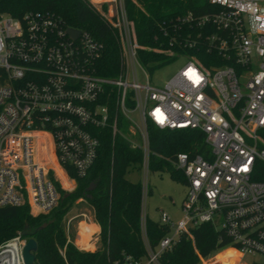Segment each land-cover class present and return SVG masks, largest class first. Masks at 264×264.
I'll return each instance as SVG.
<instances>
[{"label": "built area", "instance_id": "1", "mask_svg": "<svg viewBox=\"0 0 264 264\" xmlns=\"http://www.w3.org/2000/svg\"><path fill=\"white\" fill-rule=\"evenodd\" d=\"M86 1L99 14L108 9V16H101L116 32L122 55L117 78L97 74L102 45L59 16L27 12L18 19L0 14V208L27 204L40 215L54 210L57 172L65 186L75 181L68 168L76 177H86L99 148L95 130L108 129L112 137L120 133V113L139 141L131 144L123 135L142 151L145 172L147 122L160 130L198 131L209 147L208 158L178 153L170 161L187 188L181 218L172 221L160 212L156 222L168 233L151 246L141 210L145 257L136 262L124 256V264H161L163 253L183 235L193 241L191 231L203 224L230 240L225 251L230 249L239 261L259 256L264 262V0H208L210 13L186 14L183 22L212 27L208 51L231 65L208 69L189 59L162 87L151 86L146 76L145 83L138 80L140 47L124 0ZM109 90L115 92L113 113ZM133 113L138 121L130 117ZM41 135L50 138L57 166L39 159ZM41 151L46 153V147ZM93 235L98 241L99 233Z\"/></svg>", "mask_w": 264, "mask_h": 264}, {"label": "trees", "instance_id": "2", "mask_svg": "<svg viewBox=\"0 0 264 264\" xmlns=\"http://www.w3.org/2000/svg\"><path fill=\"white\" fill-rule=\"evenodd\" d=\"M127 19L132 22L137 44V58L143 67L158 68L184 55L205 68L231 65L216 52L208 51L206 37L214 30L210 25L198 27L183 22L193 13L198 17L211 12L208 0H124ZM27 12H49L59 16L68 27L86 31L102 45L95 67L100 77L114 79L122 72V55L116 32L86 0H0V14L20 19ZM110 109L114 112L115 92L110 91ZM120 133L112 137L108 129L95 130L99 140L97 158L88 175L78 178L68 168L70 178L76 182L71 193H59L58 205L46 215L31 216L27 204L0 208V248L7 242L33 239L37 244L34 264H124V256L140 262L145 257L140 231L142 186L133 183L127 175L142 170L143 154L132 148L123 132L128 122L117 113ZM148 170L162 172L167 169L175 180L185 184L183 175L171 164L178 153L198 154L208 158L209 147L204 135L195 130H160L147 122ZM122 132V133H121ZM264 139V131L261 133ZM254 179H262L255 177ZM78 199L93 209L94 222L99 227V248L95 252H82L66 242L64 217ZM146 236L155 246L168 229L156 221L146 219ZM193 241L186 235L170 251L163 253L161 264H200V261L218 253L230 256L226 250L230 240L210 224L191 231ZM59 251H63L64 257ZM219 263L221 261L217 259ZM250 264H264L252 262Z\"/></svg>", "mask_w": 264, "mask_h": 264}, {"label": "rangeland", "instance_id": "3", "mask_svg": "<svg viewBox=\"0 0 264 264\" xmlns=\"http://www.w3.org/2000/svg\"><path fill=\"white\" fill-rule=\"evenodd\" d=\"M100 15L108 16V9L102 8L99 10ZM189 59L184 55L176 56L170 63L158 67V68H148V67H135L138 80L141 83H145L147 77V82L151 86L162 87L170 78H172L187 62ZM128 69L130 76L132 74L133 66L128 64ZM130 117L134 121H138L136 114H131ZM122 133V132H121ZM131 144L139 143L138 139L135 136H132L131 133L126 131L122 133ZM37 143L38 157L42 162L50 163L46 164L57 166L56 160L53 157L52 145L50 138L48 136L41 135ZM46 147V153L41 151V148ZM60 178V182L57 184L59 187H62L64 193H71L75 187L76 182L73 181L68 183V186H65L63 183L62 173L57 172ZM56 176V177H57ZM58 178V177H57ZM58 178V179H59ZM127 178L133 183H140L142 186V206L141 210L145 213L146 218L152 221H158L160 212H164L172 219V221H177L181 218L180 208L182 202L185 198L187 188L181 180H175L170 176V172L165 169L162 172L147 170L146 172L143 169L140 172H130L127 175ZM31 216H38L35 212L29 210ZM48 219H51L52 214L46 215ZM64 235L66 242L74 245L76 249L82 252H95L99 248L98 242L94 241V238H97V235H93L94 227L86 226L83 229V223L86 222L88 225H91L94 222L93 218V209L89 204L82 200H76L71 207L67 210L64 217ZM97 226V224L95 223ZM90 234V237L93 238L91 244L93 248L87 247L88 250L79 249V236ZM93 236V237H92ZM91 239H86V245L90 242ZM16 241V242H15ZM27 239H13L5 243L0 248V253L6 249H11L15 252V263L18 264L21 258L22 248L25 245ZM82 246V243H81ZM218 253L212 254L210 257L200 261V264H249L251 261L261 262L262 258L259 256L255 257H244L239 261L236 258L235 254L230 256L218 257ZM219 259L221 263L218 262Z\"/></svg>", "mask_w": 264, "mask_h": 264}, {"label": "water", "instance_id": "4", "mask_svg": "<svg viewBox=\"0 0 264 264\" xmlns=\"http://www.w3.org/2000/svg\"><path fill=\"white\" fill-rule=\"evenodd\" d=\"M73 35H77L79 31H69ZM24 233L20 234V238L24 236ZM37 250V244L33 239H28L25 243V245L22 248L21 252V261L22 264H34L35 263V256L34 253Z\"/></svg>", "mask_w": 264, "mask_h": 264}, {"label": "bare ground", "instance_id": "5", "mask_svg": "<svg viewBox=\"0 0 264 264\" xmlns=\"http://www.w3.org/2000/svg\"><path fill=\"white\" fill-rule=\"evenodd\" d=\"M86 226H92V225H87V224L83 223V229L82 230H84L86 228ZM86 239H90V234L84 238V240L82 241V246L86 245ZM92 239L90 240V243L93 241ZM15 256L16 255H15V252L13 250H11V249L4 250L3 252L0 253V264H16L15 263Z\"/></svg>", "mask_w": 264, "mask_h": 264}, {"label": "crops", "instance_id": "6", "mask_svg": "<svg viewBox=\"0 0 264 264\" xmlns=\"http://www.w3.org/2000/svg\"><path fill=\"white\" fill-rule=\"evenodd\" d=\"M91 225L94 227V230H95L97 233H99V227L96 226L95 223H92V222H91ZM87 235H88V234H86V235H82V236H79V239H80V241H79V245H80L79 249L88 250L87 247L93 248V246H92V244H91L90 242H89L87 245H85V246H81L82 241L84 240V238H85ZM82 238H83V239H82ZM90 239H92V238L90 237ZM89 241H90V240H89ZM97 242H98V241H97Z\"/></svg>", "mask_w": 264, "mask_h": 264}]
</instances>
